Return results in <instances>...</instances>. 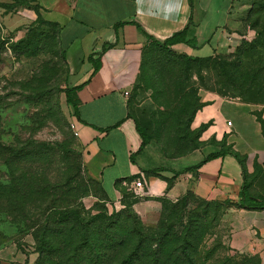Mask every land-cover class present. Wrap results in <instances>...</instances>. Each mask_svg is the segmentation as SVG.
I'll return each mask as SVG.
<instances>
[{
	"label": "rangeland",
	"instance_id": "374dc122",
	"mask_svg": "<svg viewBox=\"0 0 264 264\" xmlns=\"http://www.w3.org/2000/svg\"><path fill=\"white\" fill-rule=\"evenodd\" d=\"M254 2L247 0L233 9L231 28L239 34L240 44L254 37L247 22ZM1 4L0 146L16 151L12 157L0 149V264H35L42 229L51 214L65 208L76 209L86 220L97 214H131L146 230L185 211L184 225L190 215L198 222L193 240L198 245L197 264H255L252 257L232 254L226 244L230 209L226 203L208 206L214 201L188 190L172 192L176 179L183 176L173 172L189 166L187 158L206 145L201 141L206 125L192 128L194 111L202 104L200 92L238 96L221 87L216 61L187 64L154 50L146 52L125 89L128 114L150 138L137 157L141 167L168 172L139 173L141 195L126 183L118 188L124 200L110 202L86 174L85 154L73 134L57 30L45 24L27 1ZM244 98L264 103V90Z\"/></svg>",
	"mask_w": 264,
	"mask_h": 264
},
{
	"label": "crops",
	"instance_id": "0c3cea01",
	"mask_svg": "<svg viewBox=\"0 0 264 264\" xmlns=\"http://www.w3.org/2000/svg\"><path fill=\"white\" fill-rule=\"evenodd\" d=\"M27 1L43 21L58 26L67 69L65 88H77L71 95L80 121H75L73 131L85 154V172L98 182L107 201L117 202L118 188L136 180L142 168L138 156L131 161L141 139L127 118L125 89L136 77L149 38L163 42L187 28L186 39L195 48L178 43L170 47L174 53L197 58L229 53L240 44L239 34L231 28L233 9L247 0ZM105 44L113 46L92 76L88 57ZM200 98L192 128L206 125L201 135L206 145L187 158L189 166L184 168L231 148L244 158L250 193L264 196V136L257 119L259 114L264 121V105L207 91L200 92ZM242 182L237 161L224 156L181 175L172 192L183 189L206 201L237 202ZM227 214L226 244L232 254L256 257L264 264V209L232 207Z\"/></svg>",
	"mask_w": 264,
	"mask_h": 264
},
{
	"label": "trees",
	"instance_id": "16d2710c",
	"mask_svg": "<svg viewBox=\"0 0 264 264\" xmlns=\"http://www.w3.org/2000/svg\"><path fill=\"white\" fill-rule=\"evenodd\" d=\"M0 5L2 6V4ZM247 22L249 28L254 31V37L250 41L242 40L232 54L218 53L210 57L197 58L174 53L170 47L178 43L190 44L195 48V45L186 39V28L163 42L149 38L150 43L142 51L141 63L143 65L144 57L149 50L180 59L187 64L209 63L215 60L214 63L219 68L218 78L222 88L235 90L238 92V96L234 97L245 103L264 105V103L244 100V97L248 96L249 98L264 90V0H255L248 11ZM44 23L57 30L58 40V26L45 21ZM58 44L66 69L65 54L59 41ZM2 46L3 43L0 41V51ZM112 46L113 44H105L99 53H93L88 57V61L94 67L92 76L99 69L102 55ZM76 90L77 88H65L64 90L66 103L72 110L74 123L80 121L77 104L71 95ZM217 94L222 93L217 92ZM200 107L194 111V114ZM127 118L131 119L129 114ZM257 119L264 136V121L259 114H257ZM133 122L141 139L138 151L131 155V161L135 163V157L144 151L150 138L137 121L133 120ZM203 128L205 130L206 126ZM0 149L9 152L12 157L16 151L15 147L0 146ZM224 156L233 157L242 171L243 182L238 194V201H214L207 205L218 207L222 203H226L228 208L264 209V196H255L250 193L251 184L246 173L244 158L231 148L209 154L198 164L173 173L177 176L187 172H196L210 160ZM7 163L9 164V161ZM139 169L146 175L168 172L162 168ZM131 181L128 180V183ZM120 194L123 201V194L121 192ZM168 218L170 220L167 223L161 222L155 230H146L131 214L125 217L123 212L111 216L97 214L86 220L76 209H62L49 216V221L41 231L36 249L39 256L35 264H197L195 255L198 245H193L198 229L197 220L190 215L189 221L184 225L185 211H180L176 218L173 216ZM251 260H255V264H260L256 257H252ZM229 264L235 263L230 261Z\"/></svg>",
	"mask_w": 264,
	"mask_h": 264
},
{
	"label": "built area",
	"instance_id": "2783aa9c",
	"mask_svg": "<svg viewBox=\"0 0 264 264\" xmlns=\"http://www.w3.org/2000/svg\"><path fill=\"white\" fill-rule=\"evenodd\" d=\"M73 134L75 137H77V133L73 131ZM132 186L133 192L135 193L136 196L141 195V192L144 189V184L140 179H136L130 184ZM118 200H121V197H118Z\"/></svg>",
	"mask_w": 264,
	"mask_h": 264
}]
</instances>
